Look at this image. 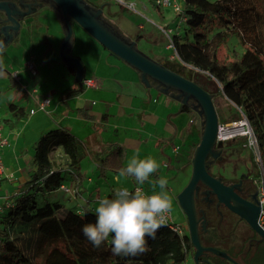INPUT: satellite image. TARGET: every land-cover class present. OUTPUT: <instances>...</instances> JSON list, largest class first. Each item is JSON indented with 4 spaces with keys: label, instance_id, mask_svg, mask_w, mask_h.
Masks as SVG:
<instances>
[{
    "label": "trees",
    "instance_id": "1",
    "mask_svg": "<svg viewBox=\"0 0 264 264\" xmlns=\"http://www.w3.org/2000/svg\"><path fill=\"white\" fill-rule=\"evenodd\" d=\"M183 2L182 11L177 13L183 18V25L169 36L178 62L212 84L218 83L217 94L240 110V118L236 120L243 116L248 121L264 172V31H260L264 27V0ZM75 25L73 23V27ZM231 34L240 37L245 51L239 57L221 59L220 47ZM197 83L214 95L208 85ZM182 109L192 112L193 107L184 104ZM8 110L15 119L27 115L25 106L13 102L9 103ZM227 122L219 120L220 124ZM198 143L199 140L194 148ZM55 148H61L67 157V169L54 168L51 152ZM83 157L81 143L64 128L50 129L35 142V169L26 187L1 204L0 264H57L46 259L51 248L64 256L63 261L69 259L75 264H186L188 253L195 252L189 234L184 231L180 235L166 224L159 228L154 238L146 237V251L137 256L113 255L110 239L99 248L89 242L82 228L86 223L95 222L94 202L97 199L84 198L79 204L69 205L65 202L68 198L63 200L56 196L57 192L63 193L59 190L61 185L73 187L70 194H74L82 176ZM124 158V147L115 144L96 155L94 161L99 168L118 173L126 166ZM113 194L109 191L106 197L111 198ZM211 227L212 231L202 233L200 239L204 246L217 247L208 242L207 236L217 232L212 223ZM261 242V248L246 259V264H264V242ZM220 260L218 264L229 263L207 253L199 257V264H217L215 261Z\"/></svg>",
    "mask_w": 264,
    "mask_h": 264
},
{
    "label": "crops",
    "instance_id": "2",
    "mask_svg": "<svg viewBox=\"0 0 264 264\" xmlns=\"http://www.w3.org/2000/svg\"><path fill=\"white\" fill-rule=\"evenodd\" d=\"M97 2L105 20L116 27L104 15L106 5ZM153 4L162 12L154 1ZM24 24L22 21L17 37L19 41ZM61 30L59 50L64 39V31ZM34 33L30 44L35 52L24 58L22 64L9 74L7 82L0 84V127L4 140L0 148L3 161L0 204L3 205L26 187L35 169V142L42 134L57 127L68 130L77 138L82 145L83 159L89 158L94 164L96 155L118 144L125 149V164L133 156L154 158L160 165L157 172L151 175L156 180L161 178L162 169L167 173L173 172L172 176L176 179L182 173L191 176L194 145L200 140L202 131V119L197 111L183 110L184 103L175 98L170 90L165 91L163 85L151 78L146 83L139 71L111 54L98 41L95 43L81 35L78 47L90 50H87L83 61L81 50L74 51L76 43L73 37L71 45L65 50L71 60H66L61 54L57 55L56 36L43 35L40 31ZM52 52L55 55H51ZM77 62L82 66L80 80L77 77ZM28 63L34 65L35 73L29 70ZM84 78H96L99 84L87 87L83 84ZM45 98H49V103L45 109H39L38 101ZM11 102L25 106L27 115L21 119L13 118L8 110ZM51 160L54 168L67 169L68 160L61 148L51 152ZM109 170L102 169L101 175L107 178ZM82 181L83 174L74 195L57 192L56 196L63 200L75 198L76 201L78 196L90 200L107 196L109 191L103 192L100 185L88 191L87 196L81 190ZM88 182L92 183L93 179L88 177Z\"/></svg>",
    "mask_w": 264,
    "mask_h": 264
},
{
    "label": "rangeland",
    "instance_id": "3",
    "mask_svg": "<svg viewBox=\"0 0 264 264\" xmlns=\"http://www.w3.org/2000/svg\"><path fill=\"white\" fill-rule=\"evenodd\" d=\"M89 1L95 4L99 3L97 1H100L101 4H105L104 15L120 29L128 41L135 44L136 48L143 55L157 63H163L164 65L176 69L185 76L190 77L199 83L208 85L214 93L213 102L217 111L218 119L221 121H228L224 124L229 125V128L234 129V123L245 121L243 116H241V119L236 120L240 118V110L229 103L223 96L217 94L216 87H218V83L212 84V82L207 81L203 75L194 73L179 64L178 57L173 47L170 45L169 36L176 30V27L180 26L182 19L173 9L172 4L162 7V12H160L153 4V1L155 2V0H124L128 3L134 4L132 9L120 4L117 0ZM176 1L180 7L183 6V0ZM24 22L25 24L20 35L21 41L17 38L18 40H14L11 44H7L5 48L0 51V68H2L0 69V84L7 82V80H9V74L13 73L14 70L22 64L24 58H27L35 52V49L31 46L32 44H30V37L35 34L34 32L40 31L43 35L56 36L55 44L57 45V55H60L59 45L63 33L58 16L54 10L47 6L41 7L34 13V16L25 18L23 20V23ZM26 23L29 27L28 29ZM182 25L183 23L181 26ZM73 29L74 42L76 43L74 51L77 52L80 49L78 47V42L81 39V35H84L96 43V40H94L79 25L76 24ZM260 31H264V27L261 28ZM260 34L262 36L263 33ZM25 39H28V41H25ZM245 48L246 47L240 41V37L237 34H231L227 41L221 45L218 55L221 59L230 60L235 56H241L245 51ZM80 50L82 60L84 61L88 54L87 50L89 49L86 50L84 47V49ZM51 55H55V53L52 52ZM11 89L14 90V88ZM188 103L195 107L196 110L201 111L200 105L196 100L193 99L192 101L191 99ZM200 115L202 121H204L203 114L201 113ZM233 133L234 135L231 138L224 140L223 146L220 148L224 159L213 163V165L210 166V172L214 175H221L224 178H232L245 174L248 175L250 179L254 180L257 187H259L261 166L258 159L257 149L248 144L250 132L246 135H241L237 132ZM81 164L83 181L80 187L87 196L89 195L87 192L93 190L94 187H97L98 185L101 186L103 192H114V189L120 186H126L129 189L134 186H141L145 191L152 193V184L149 181H155V177L150 176L149 181H146L143 185H138L132 177H122L120 183L117 184L115 177L118 173L109 170V173H107L108 176L105 178L101 175L102 169L97 167L89 158L83 159ZM172 175L173 172L167 173L164 169L160 171V177L165 178L168 181L165 190L171 197L172 210L170 215L173 223L182 226L189 234L187 217L177 201V195L188 184L190 175L189 173H182L178 179H176V177L174 178ZM88 177L93 179L92 183L88 182ZM87 188L88 190H85ZM156 191H160L158 186L156 187ZM77 201L82 202L83 197L78 196ZM77 201L75 198H70L65 202L68 204H74ZM94 206H97L96 202H94ZM221 212H224L225 214L227 213L228 216L232 217L233 223L226 225L224 222L220 225L219 216L214 207L206 209V214L211 218L213 227H216L217 229L216 233L207 236V238H209L208 242L214 243L217 248L225 252L228 251L230 253V255H228L237 263L246 264L248 261L246 259L252 255V252L255 253L257 248H261L262 242L260 241V237L253 233L247 223L240 221L236 216L229 214L227 210L221 209ZM221 236L223 239H221ZM48 256L49 258L47 257V260H51L57 264H75L69 259L63 261L64 256L57 254L52 248L49 251ZM215 262L218 264L221 260ZM186 264H196L194 253L191 251L187 255ZM227 264L235 263L229 262Z\"/></svg>",
    "mask_w": 264,
    "mask_h": 264
},
{
    "label": "water",
    "instance_id": "4",
    "mask_svg": "<svg viewBox=\"0 0 264 264\" xmlns=\"http://www.w3.org/2000/svg\"><path fill=\"white\" fill-rule=\"evenodd\" d=\"M54 5L58 19L61 22L64 31L60 54L71 60L66 54L68 46L71 45L74 37L73 23L79 25L84 31L98 41L103 47L117 56L125 63L140 72L141 78L148 83V78L153 79L164 86V90H170L172 95L184 104L190 105L188 101L182 98L181 93L191 97L198 102L201 111L193 109L204 116L202 121V131L199 143L195 147L192 158V173L188 184L178 193L177 201L187 217L189 237L194 252V260L199 264V257L207 252L217 254L235 264L237 263L226 252L214 247L204 246L200 239V228L197 211L194 204V193L199 187V183L205 184L217 195L219 202L223 203L231 211L243 218L249 227L264 242V231L258 225L260 206L258 201H251L242 198L234 191L232 185L225 184L221 178L214 177L209 172V156L217 157L220 151H215V147L221 148L224 141L217 139L219 119L213 102V95L205 91L197 82L190 80L175 71L167 68L161 63H157L143 55L135 44L123 36L116 27L107 21L101 20V8H94L87 5L84 0H51ZM2 4H0L1 6ZM10 13V10L7 9ZM11 19V18H10ZM15 24L16 34L20 31L21 23L19 20L11 19ZM12 40L8 39L7 44ZM79 62V61H78ZM77 62V63H78ZM82 66L78 63L77 77L81 79ZM177 92V93H175ZM201 116V115H200ZM247 122L250 130L251 127ZM237 204V205H236Z\"/></svg>",
    "mask_w": 264,
    "mask_h": 264
},
{
    "label": "clouds",
    "instance_id": "5",
    "mask_svg": "<svg viewBox=\"0 0 264 264\" xmlns=\"http://www.w3.org/2000/svg\"><path fill=\"white\" fill-rule=\"evenodd\" d=\"M159 167L152 157L140 159L133 156L125 167L118 170L115 180L119 184L122 177H132L138 185H143ZM149 182L152 184L150 195L140 187L130 191L128 187L120 186L114 189L111 198L97 200L95 222L86 223L82 228L84 236L94 247L99 248L110 239L113 255L137 256L146 251V237L154 238L172 210L171 197L165 190L167 179Z\"/></svg>",
    "mask_w": 264,
    "mask_h": 264
},
{
    "label": "flooded vegetation",
    "instance_id": "6",
    "mask_svg": "<svg viewBox=\"0 0 264 264\" xmlns=\"http://www.w3.org/2000/svg\"><path fill=\"white\" fill-rule=\"evenodd\" d=\"M84 2L90 7L97 8V5L94 4L93 2H90L89 0H84ZM0 4H2L0 6V51L5 48L6 43L8 39H10V37L12 38V40H14L19 36L20 32L16 34L15 24L13 23L11 19L19 20L20 23H22V21L25 18L34 16V13L41 7L47 6L50 9L54 10L53 9L54 3L51 0H0ZM7 9L10 10V13L7 12ZM99 18L103 21H106L102 15ZM8 26H10V28ZM181 96L182 98L190 102L191 97L186 96L184 93H181ZM214 150L220 151V148L215 147ZM208 159H209L208 167H209V172H210V166H212L213 163H215L216 161L224 159V156L222 152H219V155L217 157L214 158L212 156H209ZM211 175H213L214 177L221 178L222 181L227 185H232L234 191L237 192L242 198L251 200V201H256V200L258 201V187L255 181L250 179L248 175L243 174V175L232 177V178H224L221 175H214L213 173H211ZM194 204H195L198 218L200 219L199 221L200 236L202 233H207L209 231H212L211 230L212 220L206 214V209H209L210 207H214L216 213L218 214L220 225L221 223H224V222L226 223V225H230L233 223L232 222L233 218L228 216L227 213L225 214L224 212H221V209L227 210L229 214L234 215L240 221H244L245 223H247L238 214L231 211L223 203L219 202L217 195L214 192H212V190L209 189L203 183H199V187L194 193ZM253 233L255 232L253 231ZM208 247H214V246H208ZM214 248L219 249L217 247H214ZM207 253L221 257L211 252H207ZM254 254L255 253L252 252V256H254Z\"/></svg>",
    "mask_w": 264,
    "mask_h": 264
},
{
    "label": "built area",
    "instance_id": "7",
    "mask_svg": "<svg viewBox=\"0 0 264 264\" xmlns=\"http://www.w3.org/2000/svg\"><path fill=\"white\" fill-rule=\"evenodd\" d=\"M120 4L125 5L127 8L132 9L134 7L133 3H128L124 0H117ZM155 4L162 8V7H166L172 4L173 9L177 12L180 13L182 11L183 7H180L178 5V2L176 0H155ZM183 20V18H181ZM172 46V44H170ZM28 68L31 72L35 73V68L34 65L32 63H28ZM83 84L87 87H97L99 84L98 79L96 78H84L83 79ZM49 103V98H45L43 101H38V107L39 109H45V106ZM237 123V122H236ZM234 123V124H236ZM229 125L227 124H220L218 126V135H217V139H221V140H225L223 138L220 137L221 132H225L226 130H229ZM250 133V139H249V146H254L257 151V145H256V140L252 134V131H249ZM4 144V140L2 139V134H1V127H0V148L1 146ZM258 159L260 161V154L258 151ZM261 166V165H260ZM3 177V161H2V157L0 154V180ZM138 186H134L131 189H129L130 191H135V189ZM146 194H152L151 192L145 191L141 186H139ZM59 190L62 191L63 193L66 194H70L73 193V187L71 186H66V185H61L59 187ZM258 204L260 206V214H259V218H258V225L262 228V230L264 231V172L263 169L261 167V178H260V185L258 187ZM0 210H1V204H0ZM166 225H168L170 228L176 230L180 235L183 234V232L185 231L183 229L182 226L177 225L175 223H173L172 218L170 213L167 214L166 216V221L165 223Z\"/></svg>",
    "mask_w": 264,
    "mask_h": 264
},
{
    "label": "bare ground",
    "instance_id": "8",
    "mask_svg": "<svg viewBox=\"0 0 264 264\" xmlns=\"http://www.w3.org/2000/svg\"><path fill=\"white\" fill-rule=\"evenodd\" d=\"M233 127L235 128L234 129L228 128L229 130L225 132H221L220 137L223 139H229L234 135L233 132H237L238 134L241 135H246L250 131V128L246 121H239L236 124H234Z\"/></svg>",
    "mask_w": 264,
    "mask_h": 264
}]
</instances>
